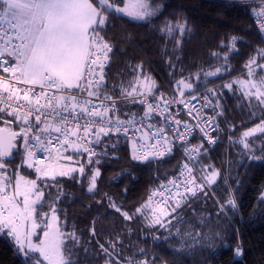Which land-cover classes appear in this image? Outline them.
Returning a JSON list of instances; mask_svg holds the SVG:
<instances>
[{
	"label": "trees",
	"instance_id": "1",
	"mask_svg": "<svg viewBox=\"0 0 264 264\" xmlns=\"http://www.w3.org/2000/svg\"><path fill=\"white\" fill-rule=\"evenodd\" d=\"M115 3L123 6L124 0ZM153 3L162 5V12L150 21H135L123 14L109 17L101 33L114 47L104 68L106 88L110 95L121 98L122 85L146 75L155 82L152 93L178 98L176 85L183 78H190L195 86L193 93L204 91L213 105L217 100L207 89L220 93L219 106L215 109L211 106L210 110L220 124L217 143L213 147L203 144L204 150L196 161L202 175L204 166L219 172L216 183L209 192L188 199L170 216L167 215L170 208L161 215L165 205L156 208L163 226H150L151 208L145 209L147 218L135 210L148 204L149 193L167 181L179 158L174 154L140 162L132 158L123 138L110 136L105 141L112 145L106 148L107 155L100 157L101 164L86 165V174L94 168L100 171L93 193L87 191L88 180L79 173L71 175L75 179L67 176L55 181L37 179L39 189L44 192L37 208L51 215L54 206L61 229L66 233L75 230L80 237L74 249L76 264H106L109 257L100 245L108 247L109 242L116 241L119 243L110 264H127L130 257L165 264H264V158H252L264 156V134L247 138L250 150L239 142L245 131L264 120V109L260 111L256 101L248 102L237 90L238 85L234 84L233 90L222 87L237 78H246L244 65L248 58L264 49V38L253 19L256 4L247 0H153ZM168 22L184 23L187 30L182 37L178 31L169 36L161 31ZM234 36L238 38V51L229 54L225 66L223 56ZM214 52L220 55H212ZM257 60L262 62L259 57ZM137 65H142V72ZM216 67H221V73L206 80L203 73ZM197 72L201 73L199 80L193 75ZM255 102L259 112L253 114ZM135 104L132 99L119 104V114H137L140 108ZM9 118L14 130L19 131L21 123ZM9 118L0 115V127ZM16 144V151L0 172L11 183L14 172L35 179L34 173L21 163L22 136L16 139ZM83 156L87 157L85 153ZM229 197L235 199V208L227 204ZM109 198L133 218L124 220L110 207ZM168 204H174V200ZM93 228L95 235L91 232ZM5 235L0 234V264H26L13 238ZM84 246L89 250L87 255ZM237 247L242 249L239 257L235 253Z\"/></svg>",
	"mask_w": 264,
	"mask_h": 264
},
{
	"label": "snow or ice",
	"instance_id": "2",
	"mask_svg": "<svg viewBox=\"0 0 264 264\" xmlns=\"http://www.w3.org/2000/svg\"><path fill=\"white\" fill-rule=\"evenodd\" d=\"M254 7L257 9L254 15L259 19V29L264 33V0H260ZM161 12L162 5L154 4L153 0H127L123 6L116 5L115 0H0V71L9 74L7 77L0 75V93L7 94L6 99L0 97V113L12 117L13 122H22L19 133L11 132L7 140L0 136V170L6 168L8 158L13 156V149L17 148L16 139L22 136L24 154L21 163L28 168H34L38 178L55 181L59 175L75 179L71 173L78 172L88 180L87 191L93 193L100 177L98 168L91 169L86 174V165L80 164L78 167L57 171L52 164L38 166L43 165L44 161L37 157V153H47V159L53 150L59 154L61 149L64 152L71 149L77 154L86 153L88 165L99 164L100 157L107 155L106 152L98 153L95 149V145L101 143L102 137L108 136L110 132L127 133L129 126L136 123L135 115L127 120H121L116 115L117 100L106 88L104 73L113 47L101 33L113 14H123L135 21H150ZM186 30V24L179 22H168L161 29L169 36L178 31L181 37ZM237 41L235 36L230 38V44L223 56L225 66L229 54L238 51ZM179 43L178 40L177 44ZM212 55L220 54L214 52ZM257 57L264 61V49L257 50L255 56L248 58L244 65L247 70L246 78H237L222 87L233 90V85L236 84L250 103L254 98L259 105L264 106V62L258 63ZM137 70L142 72V65H137ZM221 71V67H216L214 71L210 70L203 75L207 80L208 77L218 76ZM193 75L197 80L201 77L199 72ZM18 84L31 87L20 89L16 87ZM154 86L155 82L144 75L134 77L127 86L122 85L120 88L121 98H131L133 102L147 105V111L141 117L142 121L151 120L153 112L165 117L166 121L164 126L146 133L155 138L152 148L160 146V149L151 153L144 152L142 155L134 154L132 158L149 161L150 156L163 157L166 152H171V145L178 139L184 144L188 160L197 161L204 145H190L186 138L191 137L198 128L208 143L216 142L209 132V129L219 130L213 123L215 117L206 116L202 108L218 107L220 93L215 89H207V92L216 98V105H213L208 95H203V104L196 107L192 104V101L197 99L193 93L195 86L190 78H183L177 81L176 85L179 98L173 96L171 100H166L161 94L159 104L148 103L145 99L137 100V96L151 95ZM36 88L39 91H35ZM186 92L188 99H185ZM94 99L99 103H94ZM172 104H183L188 110L187 115L196 120V124L190 126L188 121L176 119L179 113L171 112ZM219 114L221 113H217ZM33 116L34 122L30 119ZM169 125L176 129L172 141L168 140L170 129L166 131ZM148 128H152L151 123ZM3 131L4 129L0 128V132ZM257 133L264 134V120L243 133L239 142L246 150H250L247 138ZM93 157L96 159L93 160ZM64 158L73 160L74 157L67 155ZM252 158L262 159L264 156L253 155ZM194 169L195 163L185 162L181 173L184 174L186 170V181L183 184L170 181L175 192L167 190L169 197L162 202L165 208L161 209V215L170 208L171 210L167 211L170 216L188 199L205 192L206 186L216 183L219 176L216 169L211 166L202 167L203 177L200 181L192 175ZM10 185L11 179L5 181L3 173H0V233H6L13 238L18 250L25 256L26 264H76L73 257L77 254L74 249L79 245L80 237L75 230L66 233L61 229L54 206L50 209V217L48 213L38 210L37 205H40L44 192L39 189L37 180H25L22 176L15 178L14 191L11 194L6 191V187ZM181 187L183 192H180ZM18 197H23L22 204ZM172 199L174 204L169 205L168 200ZM109 204L124 220L133 218L111 198ZM227 204L232 208L236 207L235 199L231 197ZM146 208L148 204L138 207L135 211L147 218ZM158 224L162 225V220L153 210L149 225ZM91 232L95 235L94 228ZM117 243L119 241L109 242L108 247L100 245L109 257L106 264H110ZM88 251L84 246L85 255ZM235 253L236 256H241L242 249L237 247ZM127 264H149V261L130 257Z\"/></svg>",
	"mask_w": 264,
	"mask_h": 264
},
{
	"label": "built area",
	"instance_id": "3",
	"mask_svg": "<svg viewBox=\"0 0 264 264\" xmlns=\"http://www.w3.org/2000/svg\"><path fill=\"white\" fill-rule=\"evenodd\" d=\"M247 1L248 2H253L256 5H258L260 3V0H247ZM256 10L257 9H255V11ZM254 12H253V15H254ZM253 19H254V23H255L257 29L259 30V32L262 34V36L264 38V33H262L260 31V29H259V19L255 15H254ZM113 51H114V47H113ZM111 54L112 53L109 54L110 59H111ZM109 61L106 62L105 67H107ZM0 75H4L6 77L8 76V74L5 75V74H2V73H0ZM16 87H18L20 89H27V88H29L31 86L30 85H26V84H18V85H16ZM35 91H39V89L36 88ZM161 94H163V97L166 100H171L172 99V96H170V95H168L166 93H152L151 95H147L145 97L137 96V100L145 99L148 103L159 104V103H161V100H160V95ZM194 94L197 96V99L192 101V104H194L196 107H201V105L204 102L203 101V95H206L205 92L204 91H200V92H197V93H194ZM84 95L86 96V93ZM6 96H7L6 93H0V97H4L6 99ZM188 98H189L188 95L185 96V99H188ZM116 100H117V107H118V112L116 113V115H118L121 120H127L131 116L135 115L136 123L134 125H132V126H129V129H128L127 133H124V132H119V133L110 132L108 136H103L101 143L99 145H95L96 151L98 153L106 152V148L108 146H111L112 144L111 143L106 144L105 138L110 137V136L123 138L124 141H126V143L128 144L132 155H134V154L142 155L144 152L151 153L153 151L159 150L160 146H157L156 149L152 148V145L155 144V138H152V137L146 135V133H149V132L153 131L154 129L158 128V127L164 126L165 123H166L165 117H162V116L158 115L156 112H153L151 114V120L145 119V120L142 121L141 117H143L145 111H147V105L146 104H141L139 102H135L136 103L135 105L140 108L137 114H129L128 116L121 115V114H119L120 107L118 105L119 104H123V103L125 104L127 101L131 100V98H127V99L116 98ZM107 102L108 101H105V103H107ZM21 103H23V102L21 101ZM94 103L98 104L99 101H96L94 99ZM210 110H211V106H209L207 108H202V112L206 116H212L211 113H210ZM187 111L188 110L184 107L183 104H172L171 105V112L179 113V115H177L175 117L176 119H180L181 121H188L190 126L195 125L196 124V120H194L191 117H189L187 115ZM2 114L3 113H0V115H2ZM167 115L168 114L166 113L165 116H167ZM30 119L34 122V116L31 117ZM7 121H9V122L5 123V126H3V127L7 128L9 130L15 131L13 126H12V120L9 119ZM18 122L21 123V125H22V122L16 121L17 124H18ZM149 123L152 124V128H148V124ZM213 123L215 125H217L218 129L220 130V124H219V122L216 119L213 120ZM169 129H170V131H169ZM166 131H169L168 140L172 141L173 138H174V134H175L176 129L174 127H172L171 125H169L168 128H166ZM218 131H213V130L209 129L210 135L216 140V142L213 143V144L208 143L207 139H205L203 137V134L200 133L198 128L194 131V133L192 134L191 137H188L186 139H187V141H188V143L190 145H196V144H199V143H203L204 145H206L208 147H213L217 143V139H218L217 133H218ZM16 132H19V131H16ZM196 142H199V143H196ZM162 143H163V141H162ZM165 146H167V145H165ZM171 149H172L171 152H166V154L163 157H151L150 156V160L149 161H157V160L165 159L167 157L174 156V154H177L176 157L179 158V161L171 169L173 174L170 175V177H168L167 181L164 184H162L159 188H157V189H155V190H153V191H151L149 193L148 206L152 210L151 211L152 216H153V210H154L155 215H156L157 212H156L155 209L160 207V206H163L164 204L162 202L165 201L169 197V192L167 190H172L173 193L175 192L174 186H173L172 183H170V181H175V182H177L179 184H183L186 181V178H187L186 170H185L184 174L181 173L182 166H183V164L185 162H188L189 164L195 163V169L193 170L192 175L195 176L196 180L200 181V180H202V177H203V175L199 173V170H198V168L196 166V161L194 162V161H189L188 160V158H187V156H186V154L184 152V144H182L177 139L171 145ZM54 151L55 150H53L52 153ZM47 155L48 154L44 153V152H38L37 153V157L39 159H42L44 162H47L49 160V158H50V156H48V158L45 159V157ZM85 155L87 156L86 153H85ZM92 159L95 160L96 157H93ZM137 161L146 162V161H143V160H137ZM5 181H8L7 178L5 179ZM209 190H210V186H206L205 192L206 191L209 192ZM6 191L9 194H11L12 193L11 186H7L6 187ZM183 191H184V189H183V187H181L180 188V192H183ZM202 193H204V192H202ZM199 194H201V193H198V195ZM150 197H151V200H149ZM194 198L195 197H192L191 199H194ZM172 200H174V199H172ZM172 200H168V202L172 201ZM0 234L3 235L4 237H6L5 233H0ZM149 264H165V263H162V262L150 263L149 262Z\"/></svg>",
	"mask_w": 264,
	"mask_h": 264
},
{
	"label": "rangeland",
	"instance_id": "4",
	"mask_svg": "<svg viewBox=\"0 0 264 264\" xmlns=\"http://www.w3.org/2000/svg\"><path fill=\"white\" fill-rule=\"evenodd\" d=\"M126 2H127V0H124V3H126ZM262 62H264V61H262ZM154 88H155V86H154ZM154 88H153V90H154ZM141 90H143V89H141ZM237 90L240 91L243 94V91L240 90L239 87L237 88ZM240 92H238V93H240ZM244 98L249 102V100L245 96H244ZM252 101H255V99L253 98ZM252 101H251V103H252ZM258 106L261 108L260 111L262 109H264V106H262V105H258ZM252 107H254L253 109L251 108L253 114H256L257 112H259V110L257 108L256 102H255V104ZM6 118L8 119L9 117L6 116ZM258 134L259 133H257L256 135H258ZM75 154H77V153L72 152L71 149H69L67 152H64L63 149H61V152L59 154L54 151L47 162H44L43 165H39L38 164V166L43 167L44 165L52 164V165L55 166V168L57 169V171H59L60 169L67 170L68 168H71V167H78L80 164H84V165H87V166H91V165H88L87 164V159H86L85 156H83L84 153L83 154H77V156H74ZM67 155H72L74 157L73 160H67V159H65L64 157H66ZM100 164H101V162L99 164H92V166L93 165H100ZM25 166H26L27 169L31 170L34 173V175H35L36 178L35 179H29V178H26V177L22 176L19 172H14L13 173V177H12V183H11L12 186H13V188L11 187L13 191H14V185H15V178H18V177H21V176L24 177L25 180H37V179H41V180H51V179L38 178L37 177V173L35 172L34 168H28L27 165H25ZM72 174H74V173H71V175ZM57 177H60V176L58 175ZM18 200L22 204L23 197H18ZM48 215L50 217L52 214L51 215L48 214ZM41 235H42V233H41ZM34 239H36V237H34Z\"/></svg>",
	"mask_w": 264,
	"mask_h": 264
},
{
	"label": "water",
	"instance_id": "5",
	"mask_svg": "<svg viewBox=\"0 0 264 264\" xmlns=\"http://www.w3.org/2000/svg\"><path fill=\"white\" fill-rule=\"evenodd\" d=\"M0 128H3V129H4L3 132H0V136L4 137L5 140H7V138L9 137V135H10L11 132H16V131L9 130V129L5 128V127H0ZM17 133H19V132H17ZM19 137H20V136H18L17 139H18ZM15 151H16V149H13V153H14ZM9 158H10V157H9ZM9 158H8V159H9Z\"/></svg>",
	"mask_w": 264,
	"mask_h": 264
},
{
	"label": "crops",
	"instance_id": "6",
	"mask_svg": "<svg viewBox=\"0 0 264 264\" xmlns=\"http://www.w3.org/2000/svg\"><path fill=\"white\" fill-rule=\"evenodd\" d=\"M9 75V74H8Z\"/></svg>",
	"mask_w": 264,
	"mask_h": 264
}]
</instances>
